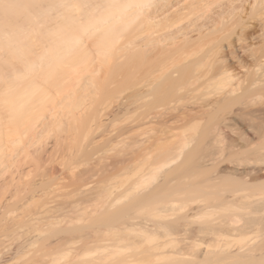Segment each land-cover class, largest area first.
Wrapping results in <instances>:
<instances>
[{
	"label": "bare ground",
	"instance_id": "6f19581e",
	"mask_svg": "<svg viewBox=\"0 0 264 264\" xmlns=\"http://www.w3.org/2000/svg\"><path fill=\"white\" fill-rule=\"evenodd\" d=\"M263 97L264 0H0V264H261Z\"/></svg>",
	"mask_w": 264,
	"mask_h": 264
},
{
	"label": "rangeland",
	"instance_id": "374dc122",
	"mask_svg": "<svg viewBox=\"0 0 264 264\" xmlns=\"http://www.w3.org/2000/svg\"><path fill=\"white\" fill-rule=\"evenodd\" d=\"M193 36H195V37H197V35H193ZM222 36L224 37V34L223 35H221V34H217V35H214V36H212V38H222ZM225 36H227V34H225ZM226 38H228V41H236V40H238V38H239V35L237 36V33H233V34H228V36L226 37ZM230 38V39H229ZM225 45L226 44H228V42H227V40H225L224 42H223ZM196 49V48H195ZM134 90V89H133ZM199 91H201V89L199 90ZM198 91V92H199ZM206 90H203L202 89V91L201 92H197V94L196 95H198V94H202V93H204ZM125 93H127V94H125ZM125 93H123L124 95H122L123 97H125V96H128V94H130L131 93V90H129V91H127V92H125ZM195 93V92H194ZM121 97V96H120ZM129 97V96H128ZM131 97V96H130ZM183 97V96H182ZM185 97V96H184ZM183 97V98H184ZM186 97H188V98H186ZM184 99H182V98H179L178 97V101H176V105L179 107V106H183L188 100H189V98H191V97H195V96H186ZM196 97H198V96H196ZM122 98V97H121ZM126 98V97H125ZM120 99V98H119ZM179 99H181V100H179ZM120 100H123V98L122 99H120ZM125 100V99H124ZM253 99H249V100H247V101H252ZM255 101V102H254ZM116 102H118V100H116ZM256 102H258V103H263L264 102V97L263 98H257L256 100H253V103H256ZM114 103V102H113ZM112 106L114 107L115 106V104L113 105L112 104ZM241 107V106H240ZM243 108H244V106H243ZM240 110L244 113V114H248L247 113V111H245V109H242V107L240 108ZM192 132V131H191ZM66 133V132H65ZM192 134H195V131H193L192 132ZM55 135L53 134L52 136H50L47 140H46V142L45 143H43V142H41L40 144H38V146L40 145V148H41V150H43L44 148H47V149H45L44 151H43V153L40 155L41 156V158H44V160H41V162L43 161H46L45 159L47 158V156L49 157V156H51L52 155V161H54V163L53 164H51V165H49V163H48V165H49V167L50 168H48V169H53V168H56V172H55V176H58L59 177V179L53 184V189H55V187L58 189V188H61V190H59V191H67V190H69L67 187L68 186H66V185H68L72 180H74L75 179V177L73 176V174H72V172L70 171V169H69V165H70V162L68 161V159H67V157H68V154H66L67 153V151H69V150H67V149H69V148H67V141L69 140H67V135H65L64 134V132H60V133H58V135H56L55 137H54ZM64 137H65V139H64ZM65 140H67V141H65ZM98 141V140H97ZM44 145V146H43ZM69 145V144H68ZM37 147V146H36ZM35 147V149H37ZM69 147V146H68ZM32 149V150H31ZM30 150V152H32V154L31 155H34L35 153H33L34 151L36 152L37 150H35V149H33V148H31ZM38 149H39V147H38ZM40 150V149H39ZM211 149H209V151H210ZM209 151H207V153L209 152ZM212 151V150H211ZM40 152V151H39ZM38 152V153H39ZM210 153V152H209ZM23 154H25V153H23ZM22 154V155H23ZM51 154V155H50ZM22 155H21V157H18L17 158V163L15 164V165H13L14 167H12V171H14L15 173H17V174H19L20 172H23L24 170H28V168H29V166L31 165V167H32V164L33 163H30L31 161H33L32 160V156L30 157L29 156V159L28 158H26L24 155H23V157H22ZM36 155V154H35ZM34 155V156H35ZM46 157H45V156ZM34 156H33V158H34ZM44 156V157H43ZM98 157V156H97ZM23 158H25V159H28V161H26L25 162V160L23 159ZM50 158V157H49ZM96 158V157H95ZM48 159V158H47ZM20 160H22L21 162H20ZM30 161V162H29ZM65 162H68V166L67 167H65L64 165L62 166L60 163H65ZM93 162H94V160H93ZM20 163V164H19ZM46 163V164H47ZM45 164V166L44 167H48V165H46ZM19 165V166H18ZM44 167L42 168V170H40V171H43L44 170ZM72 167H74V168H76V172L77 171H80V170H83L84 169V166H82V165H80L79 163H74L73 164V166ZM8 174V173H7ZM6 174V175H7ZM9 176H10V174H8ZM7 175V176H8ZM19 177L20 175H16V177ZM4 178H7L6 176H3ZM0 178V181L2 182L3 180H4V178ZM11 178V177H10ZM9 178V179H10ZM39 179V178H38ZM37 179V180H38ZM94 179H97V177H95V178H92V180H94ZM95 181V180H94ZM95 184V183H94ZM91 185H93V183L91 184ZM13 187V186H12ZM15 187V186H14ZM12 189H13V191H12ZM57 189H56V192H59V191H57ZM14 188H11V189H9L8 190V194H6L8 197H10L9 195H10V193H9V191H12V192H14ZM163 242V240H157L156 242L155 241H153V242H144V249H148L149 248V250H151L153 247H155V246H160V244H162V242ZM250 241V243H248V244H254L255 242H256V244L258 243V238H253V240H249ZM249 241H247V242H249ZM160 242V243H159ZM155 243H157V245H155ZM236 246H239V245H241V243H242V241H237V242H233ZM245 243V242H244ZM152 246V247H151ZM170 246L172 247V244L170 245H167V249L166 250H169L170 249ZM142 248H143V245H142ZM129 252H131L132 250H128ZM127 251V252H128ZM165 258V259H164ZM160 260V261H159ZM158 260V262L156 261V258L155 259H153L152 258V256L151 255H147L144 259H143V261H145V262H142L141 264H154V262H157L158 264H169V263H171L172 261L171 260H173V259H171V258H168V257H164V256H161L160 257V259ZM168 260V261H167ZM264 264V261L263 262H261V264Z\"/></svg>",
	"mask_w": 264,
	"mask_h": 264
}]
</instances>
